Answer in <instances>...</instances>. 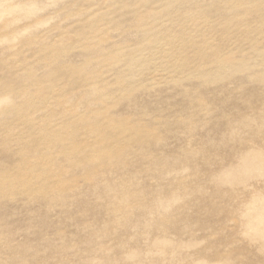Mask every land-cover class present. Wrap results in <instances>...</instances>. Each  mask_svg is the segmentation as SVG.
Returning a JSON list of instances; mask_svg holds the SVG:
<instances>
[{
	"label": "rangeland",
	"instance_id": "obj_1",
	"mask_svg": "<svg viewBox=\"0 0 264 264\" xmlns=\"http://www.w3.org/2000/svg\"><path fill=\"white\" fill-rule=\"evenodd\" d=\"M0 264H264V0H0Z\"/></svg>",
	"mask_w": 264,
	"mask_h": 264
}]
</instances>
